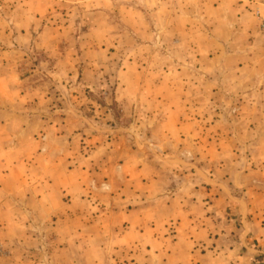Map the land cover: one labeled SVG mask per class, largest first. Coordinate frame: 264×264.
I'll list each match as a JSON object with an SVG mask.
<instances>
[{
    "label": "rangeland",
    "instance_id": "obj_1",
    "mask_svg": "<svg viewBox=\"0 0 264 264\" xmlns=\"http://www.w3.org/2000/svg\"><path fill=\"white\" fill-rule=\"evenodd\" d=\"M203 3L0 0V264H53L82 225L111 246L123 202H210L223 251L239 202L264 216V60L244 81L211 66Z\"/></svg>",
    "mask_w": 264,
    "mask_h": 264
},
{
    "label": "crops",
    "instance_id": "obj_2",
    "mask_svg": "<svg viewBox=\"0 0 264 264\" xmlns=\"http://www.w3.org/2000/svg\"><path fill=\"white\" fill-rule=\"evenodd\" d=\"M255 1L204 0L200 11L203 25L210 29L212 39L217 42L213 52L210 54L209 51V64L216 68L236 67V80L239 81L245 80L243 73H255L253 68L258 64L259 55L264 60L262 38L255 17ZM161 97L163 99L158 106L165 108L169 105L170 113L176 114L180 106L178 93L171 92L167 105L163 95ZM125 185L122 186L123 195L124 189L127 193H133ZM136 190L138 198H146L145 192L140 193L137 187ZM189 201L163 204L155 200L145 203L141 199L136 203L123 202L120 205L121 213L118 211L116 218L113 213L110 220L111 246L105 244V236H100L101 228L97 225L93 231L82 225L81 240L75 236L73 239L69 237L54 252L49 249L47 256L53 264H82V258L88 259L90 264H96L103 257L118 262L129 259L131 264H146L139 259H147L149 264H263L258 255L264 253L263 214L251 217L250 207L239 202L237 210L242 226L237 233L239 242L223 251L222 248L219 250V247H214L211 230L208 229L212 204ZM196 209L202 210V215H194ZM78 220L83 221L74 219L76 222ZM169 224L167 228L174 226L175 231L163 232V227ZM92 236L100 237L101 242H96ZM114 244H120L121 248H114ZM24 258L19 253L9 259H13L11 264H30ZM132 259L137 260L132 262Z\"/></svg>",
    "mask_w": 264,
    "mask_h": 264
},
{
    "label": "built area",
    "instance_id": "obj_3",
    "mask_svg": "<svg viewBox=\"0 0 264 264\" xmlns=\"http://www.w3.org/2000/svg\"><path fill=\"white\" fill-rule=\"evenodd\" d=\"M255 17L258 25V32L262 38V47L264 51V1L256 3Z\"/></svg>",
    "mask_w": 264,
    "mask_h": 264
}]
</instances>
